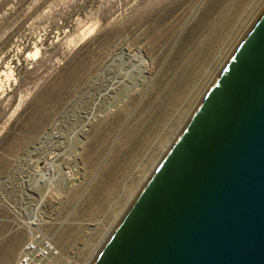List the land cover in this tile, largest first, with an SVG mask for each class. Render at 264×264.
Returning a JSON list of instances; mask_svg holds the SVG:
<instances>
[{
  "label": "rangeland",
  "instance_id": "374dc122",
  "mask_svg": "<svg viewBox=\"0 0 264 264\" xmlns=\"http://www.w3.org/2000/svg\"><path fill=\"white\" fill-rule=\"evenodd\" d=\"M263 8L0 0V264L34 232L86 264Z\"/></svg>",
  "mask_w": 264,
  "mask_h": 264
},
{
  "label": "water",
  "instance_id": "95a60500",
  "mask_svg": "<svg viewBox=\"0 0 264 264\" xmlns=\"http://www.w3.org/2000/svg\"><path fill=\"white\" fill-rule=\"evenodd\" d=\"M91 264H264V8Z\"/></svg>",
  "mask_w": 264,
  "mask_h": 264
},
{
  "label": "built area",
  "instance_id": "2783aa9c",
  "mask_svg": "<svg viewBox=\"0 0 264 264\" xmlns=\"http://www.w3.org/2000/svg\"><path fill=\"white\" fill-rule=\"evenodd\" d=\"M59 249L40 232L31 233L15 264H62Z\"/></svg>",
  "mask_w": 264,
  "mask_h": 264
},
{
  "label": "bare ground",
  "instance_id": "6f19581e",
  "mask_svg": "<svg viewBox=\"0 0 264 264\" xmlns=\"http://www.w3.org/2000/svg\"><path fill=\"white\" fill-rule=\"evenodd\" d=\"M75 131V130H74ZM50 132V131H49ZM49 132H47V134H49ZM52 132V131H51ZM46 134V135H47ZM76 134H77V132L75 131V132H73V133H71V135H72V140L73 139H75V136H76ZM70 136V135H69ZM50 137V136H49ZM59 142V141H58ZM59 144H61V143H59ZM169 145V144H168ZM47 158V157H46ZM45 158V159H46ZM45 166H46V172L44 173V174H40L41 175V180H40V182H38V184H42V183H44V182H46L45 184H50V182H51V179H52V175L55 173V169H56V166H57V162H56V158H53L52 157V159L49 161H47V162H45ZM39 167V166H38ZM44 171V170H43ZM41 172V171H40ZM35 188V187H34ZM132 199V198H131ZM131 199L130 200H128V202H127V204L126 205H128L129 203H130V201H131ZM114 222V221H113ZM112 224L113 223H111L110 224V228H108V230L106 231V233H105V236H104V238H102L103 239V241L100 243V244H98V246H96L95 247V249H94V251H93V253L91 254V256H90V258L87 260V262H86V264H91V261L95 258V256H96V252H98L99 250H97L100 246H101V244L102 243H105V241L107 240V238L106 237H108V235H109V231L111 230V227H112Z\"/></svg>",
  "mask_w": 264,
  "mask_h": 264
}]
</instances>
